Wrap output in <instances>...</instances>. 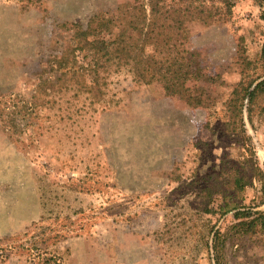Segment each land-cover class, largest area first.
Segmentation results:
<instances>
[{
	"label": "rangeland",
	"instance_id": "obj_1",
	"mask_svg": "<svg viewBox=\"0 0 264 264\" xmlns=\"http://www.w3.org/2000/svg\"><path fill=\"white\" fill-rule=\"evenodd\" d=\"M133 1L0 0V264H38L22 240L62 264H217L216 240L222 264H264V5L185 28L201 105L125 71L100 102L57 83L71 24Z\"/></svg>",
	"mask_w": 264,
	"mask_h": 264
},
{
	"label": "trees",
	"instance_id": "obj_2",
	"mask_svg": "<svg viewBox=\"0 0 264 264\" xmlns=\"http://www.w3.org/2000/svg\"><path fill=\"white\" fill-rule=\"evenodd\" d=\"M235 1L134 0L123 4L110 19L97 23L92 21L86 30L80 24H71L73 48L55 62L58 74L56 82L68 76L72 82L77 78L79 81L74 82L75 85L100 102V97L105 96L108 90L110 78L125 71L140 84L161 85L167 94L184 93L188 102L201 105L202 94L198 88L186 87V83L199 76L194 54L185 57L181 53L183 32L191 23L210 26L220 21V12L224 11L225 16L230 15ZM252 1L259 6L264 5V0ZM242 90L246 97L249 88ZM258 93L264 95V81L249 94L251 102ZM241 181L236 180L235 185L241 186ZM228 207L225 205L222 209L227 213L232 210ZM258 220L264 223V218ZM251 223L248 224L249 229L253 228L254 223ZM218 241L214 246L216 263L222 264ZM26 243L22 240L16 249L10 247V251L26 253L30 260L38 264L64 262L61 255L35 250L31 246L27 248ZM0 255L7 257L4 252Z\"/></svg>",
	"mask_w": 264,
	"mask_h": 264
}]
</instances>
